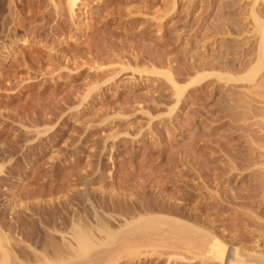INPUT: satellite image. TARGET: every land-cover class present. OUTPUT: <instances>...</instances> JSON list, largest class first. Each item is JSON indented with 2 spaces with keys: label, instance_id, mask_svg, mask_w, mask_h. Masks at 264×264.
<instances>
[{
  "label": "rangeland",
  "instance_id": "rangeland-1",
  "mask_svg": "<svg viewBox=\"0 0 264 264\" xmlns=\"http://www.w3.org/2000/svg\"><path fill=\"white\" fill-rule=\"evenodd\" d=\"M68 2L17 0L19 29L0 4V264L116 248L140 214L264 264V0ZM170 250L108 260L229 264Z\"/></svg>",
  "mask_w": 264,
  "mask_h": 264
},
{
  "label": "bare ground",
  "instance_id": "bare-ground-1",
  "mask_svg": "<svg viewBox=\"0 0 264 264\" xmlns=\"http://www.w3.org/2000/svg\"><path fill=\"white\" fill-rule=\"evenodd\" d=\"M3 1L7 5L8 19L11 20V22L12 21L15 22L14 24H16L15 25L16 28L19 29L17 26V22H18L17 19L19 18L21 20V17L19 16L20 11L18 9L16 10L17 0H0V4H2ZM39 1L41 2L42 0H38V2ZM78 2H80V0H69L68 2L69 10L72 15L75 12V8L78 7L77 5H79ZM261 26L263 25L261 24L259 27ZM263 27L260 28V31L262 34V42H263L262 49L264 50ZM123 227L126 228L124 229V231H122V236L120 237L119 240H116L114 242L116 243V248H119L123 245L125 246L127 244L129 245L132 244V245H140L145 248L151 247L153 249H155L156 247L168 248L171 249L169 253L172 254V251H174L175 248L182 247L187 250V253L191 254V256L184 257L183 260L184 259L191 260L192 258L193 259L199 258L201 262H204L207 259H212L221 262L226 261L229 264L241 261L240 259L241 255L239 254L238 249L236 248L232 249L230 252L227 253L225 245L222 242H220L215 235L211 234L210 232H205L200 228L195 227L190 223L173 216L163 215V214H148V215L140 214L139 216L137 215V217L132 221L126 222V224ZM77 235L78 237L76 238L74 235V238L76 239L75 242L70 239L71 241H69L68 243L71 247L70 249L75 251V253H78L77 256H79L80 258H77L75 255L76 259L73 260L70 264H112V263L114 264L115 261L108 260V255H110L116 249L115 247H114L115 249L114 248L99 249V250H95V252L90 253L87 250L88 247H91L90 245H92L90 242L94 241L95 243L96 241L91 239L90 241L89 240L90 236H87L85 233H81L80 235L79 234ZM109 236H112V234ZM78 248L79 250L83 249V252L85 250V252L81 254L82 257L79 254V250L76 252ZM146 252L149 251L146 250ZM46 259L47 258H45L46 261L45 264L52 263L51 261ZM18 264H24V263L18 262ZM190 264H195V263L194 261H190Z\"/></svg>",
  "mask_w": 264,
  "mask_h": 264
}]
</instances>
